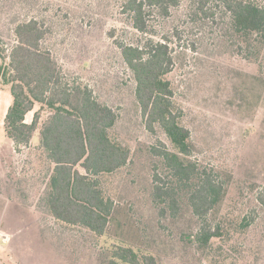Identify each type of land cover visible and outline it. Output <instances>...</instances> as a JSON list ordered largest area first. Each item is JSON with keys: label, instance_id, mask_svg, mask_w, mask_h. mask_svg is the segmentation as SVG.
<instances>
[{"label": "rangeland", "instance_id": "1", "mask_svg": "<svg viewBox=\"0 0 264 264\" xmlns=\"http://www.w3.org/2000/svg\"><path fill=\"white\" fill-rule=\"evenodd\" d=\"M195 6L180 0L169 16L156 14L153 37L170 40L174 66L166 77L191 132L190 158L213 169L226 186L209 215L222 236L202 248L186 239L202 224L190 208L163 213L164 206L153 201L154 171L163 170L155 149L175 148L158 124L150 130L143 118L134 74L118 44H143L145 37L123 13L122 1L0 0L6 49L16 43L14 21H43L45 45L66 79L88 86L117 113L110 135L130 150L125 166L98 176L104 196L114 202L104 234L57 219L49 206L55 163L40 135L51 112L37 104L26 119L31 122L40 110L39 128L29 145L17 146L4 124L11 85L0 76V264H111L118 247L153 255L158 264H264V205L257 200L264 187V78L233 50L211 17L195 15Z\"/></svg>", "mask_w": 264, "mask_h": 264}, {"label": "trees", "instance_id": "2", "mask_svg": "<svg viewBox=\"0 0 264 264\" xmlns=\"http://www.w3.org/2000/svg\"><path fill=\"white\" fill-rule=\"evenodd\" d=\"M133 28L145 42L119 43L123 59L136 81V97L148 129L158 124L174 145L155 149L162 160V172L155 168L153 201L178 212L190 208L202 221L200 230L188 234L202 248L222 236L220 224H210L209 215L220 205L226 186L213 169L190 158L193 144L189 128L183 125L174 91L166 77L174 66L170 40L154 39L153 17L169 16L180 0H121ZM195 15L211 17L220 33L231 39L233 50L259 67L264 78V0H193ZM209 6L206 10L205 7ZM204 19V18H203ZM36 17L14 21L16 43L6 49L0 39V76L11 85L12 103L5 130L17 146L30 144L39 128L41 112L28 113L37 104L48 107L50 115L41 127V144L55 163L51 177L49 206L53 215L70 224L84 225L104 234L114 211V202L104 196L98 176L112 173L130 160V150L113 140L110 129L117 113L96 99L88 86L70 83L50 48L45 45L48 29ZM155 29V30H154ZM10 50V51H9ZM83 171H81V169ZM257 200L264 205V187ZM181 205V206H179ZM249 221L243 226H249ZM111 264H158L153 255H139L133 248L118 247Z\"/></svg>", "mask_w": 264, "mask_h": 264}, {"label": "crops", "instance_id": "3", "mask_svg": "<svg viewBox=\"0 0 264 264\" xmlns=\"http://www.w3.org/2000/svg\"><path fill=\"white\" fill-rule=\"evenodd\" d=\"M11 103H12V100L11 99H9V105L7 106V110H8V108H9V106L11 105ZM7 110H6V112H7Z\"/></svg>", "mask_w": 264, "mask_h": 264}]
</instances>
